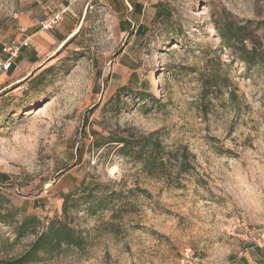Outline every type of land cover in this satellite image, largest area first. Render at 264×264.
<instances>
[{
	"label": "rangeland",
	"instance_id": "obj_1",
	"mask_svg": "<svg viewBox=\"0 0 264 264\" xmlns=\"http://www.w3.org/2000/svg\"><path fill=\"white\" fill-rule=\"evenodd\" d=\"M66 1L73 38L0 85V257L33 215L77 240L31 264H264V0ZM55 13L0 0V43ZM155 139L144 169L131 147Z\"/></svg>",
	"mask_w": 264,
	"mask_h": 264
},
{
	"label": "trees",
	"instance_id": "obj_2",
	"mask_svg": "<svg viewBox=\"0 0 264 264\" xmlns=\"http://www.w3.org/2000/svg\"><path fill=\"white\" fill-rule=\"evenodd\" d=\"M248 36V35H247ZM243 34L242 29L235 30V31H228L226 33H222L221 37L224 39L226 43H242L243 40L247 37ZM71 37L70 39H72ZM69 39V41H70ZM67 41L60 49L66 46L69 42ZM244 54L248 57H242L241 60L245 62H254L253 53L255 52L254 48H251L248 51L245 46L242 47ZM11 67V66H10ZM32 75L27 76L24 80L17 83L22 84L27 80H32ZM15 86V85H14ZM147 85L142 84L140 87L141 91H146ZM122 90H125L126 87H122ZM121 146V150L124 151L128 148L126 141L124 139H119L118 141ZM151 141H146V143L141 144L137 147L136 150L131 147L134 151L132 154L135 156L142 165V168L149 169L151 168L152 159L150 155H148L147 149L154 150L155 153L159 152L160 144L157 139L153 141V145L151 146ZM152 152V151H151ZM184 154L182 155V157ZM155 161V160H154ZM160 164L163 165V162L160 160ZM9 215L6 213H0V223L7 224L9 220ZM14 233L16 237H21L23 235H33L34 239L31 241L27 248L18 254L17 256L13 257H0V264H31L41 260L42 254H49L54 252V250L59 249L63 244L64 245H73L76 244V235L74 234L73 230L68 227L66 224L58 222L54 219L50 220L45 227L41 226L40 220L33 215H26L20 221H16L14 223Z\"/></svg>",
	"mask_w": 264,
	"mask_h": 264
},
{
	"label": "crops",
	"instance_id": "obj_3",
	"mask_svg": "<svg viewBox=\"0 0 264 264\" xmlns=\"http://www.w3.org/2000/svg\"><path fill=\"white\" fill-rule=\"evenodd\" d=\"M72 6V3H67L66 0H54V11H65L58 25L51 30L44 31L34 28L32 24H28L22 30L26 31V33L18 35L24 36L25 39L23 42H19L20 49L15 59V61L18 59V63L15 65L14 61L10 67L13 68L15 65L11 72L14 75L12 84H17L29 76L33 69H37L40 66L44 60L45 53L57 51L77 31L79 20L85 16L87 8H80L75 11ZM3 45L4 43H0V61L7 58V54L2 52ZM8 74L7 70H0V85L6 81L5 78H8ZM12 84H9V86Z\"/></svg>",
	"mask_w": 264,
	"mask_h": 264
},
{
	"label": "built area",
	"instance_id": "obj_4",
	"mask_svg": "<svg viewBox=\"0 0 264 264\" xmlns=\"http://www.w3.org/2000/svg\"><path fill=\"white\" fill-rule=\"evenodd\" d=\"M64 12H65L64 10H61L55 13L53 16L42 21L40 23V29L46 31L54 28L62 20V16ZM19 49H20V44L12 43V44L3 45L2 52L7 54V58L3 61H0V70L6 71L10 68L13 60L17 57Z\"/></svg>",
	"mask_w": 264,
	"mask_h": 264
}]
</instances>
